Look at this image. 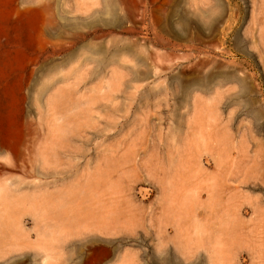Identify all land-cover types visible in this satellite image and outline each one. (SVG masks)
Masks as SVG:
<instances>
[{
	"label": "rangeland",
	"instance_id": "obj_1",
	"mask_svg": "<svg viewBox=\"0 0 264 264\" xmlns=\"http://www.w3.org/2000/svg\"><path fill=\"white\" fill-rule=\"evenodd\" d=\"M263 1L0 0V264H264ZM234 69L232 145L170 144Z\"/></svg>",
	"mask_w": 264,
	"mask_h": 264
},
{
	"label": "bare ground",
	"instance_id": "obj_2",
	"mask_svg": "<svg viewBox=\"0 0 264 264\" xmlns=\"http://www.w3.org/2000/svg\"><path fill=\"white\" fill-rule=\"evenodd\" d=\"M219 8H220L219 13H221L223 11L222 5ZM43 11L52 18L54 17L51 4H47L46 6H44ZM210 18L212 19L211 21L213 23H216L218 19L217 16H215V18L213 17ZM236 38L237 41L240 43V41L243 42L248 41L247 39L249 37L245 38L242 37L241 35H237ZM35 61L40 62V70L43 71L48 65L46 59L41 60L40 58H36ZM103 61L98 62L99 68L102 67ZM96 72H89L88 74L91 77ZM133 74L135 78H138V76L141 75V73L138 70L134 71ZM68 77L70 79L72 75L71 77L70 75ZM56 83L57 81H55V79L53 81L51 79V81L44 83V85L39 89L37 96H35L36 97L35 102L39 101L42 98V96L45 94V92L47 93L48 90H54L55 87L57 86ZM252 89L253 88L249 85L247 75L243 72L242 73L239 72L236 69L230 72H226L221 77V79H217V78L213 79L211 77H207L205 79H200L197 81L195 80L194 77L191 76L189 78V83L187 86L186 97H185L186 100L185 114L187 117V122H186L187 130H167V134L165 138L168 139L170 144L172 145L174 144V147L175 145L181 144L184 147V149H182L183 151L185 150L189 151L191 148L197 146H204L206 148H215V149L222 148L223 146L229 147L230 145H232L234 139L233 130L235 129V123H234L235 118H233L232 116L233 112L231 111L229 119L224 121L222 110L231 109L236 104L234 102L235 99L242 97L243 94L248 95L252 91ZM55 90L56 92L54 91L53 93H57L58 89ZM54 99L56 100V98ZM249 104L253 108V112H252L253 118L252 117L251 118L262 119L263 112L256 105L257 100L255 98H251L249 100ZM45 113L50 114V118L52 120L51 124H47L46 122L43 121L39 122V124H41L42 126H47V125L55 126V121L57 120V117H59L58 115L59 108L57 103L56 102L52 103V101L50 103L49 102L46 103L45 110L44 111L42 110L40 112V117H42ZM242 128L243 130H252L250 125L247 124L242 126L238 125L236 127L237 130H241ZM243 141L247 142L245 140ZM250 141H252V143L254 144H257L258 146L259 144H261L258 141H256L254 137L253 139L251 138ZM20 142L22 143V140Z\"/></svg>",
	"mask_w": 264,
	"mask_h": 264
}]
</instances>
